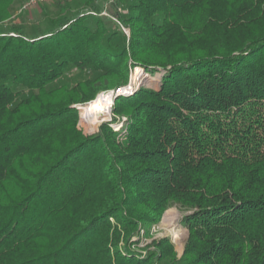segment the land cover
Here are the masks:
<instances>
[{"label": "trees", "instance_id": "trees-1", "mask_svg": "<svg viewBox=\"0 0 264 264\" xmlns=\"http://www.w3.org/2000/svg\"><path fill=\"white\" fill-rule=\"evenodd\" d=\"M16 1L0 0V264H264V0H110L113 26L100 0L59 2L31 35ZM139 65L158 88L84 134L74 105ZM170 207L180 258L168 237L139 246Z\"/></svg>", "mask_w": 264, "mask_h": 264}, {"label": "rangeland", "instance_id": "rangeland-1", "mask_svg": "<svg viewBox=\"0 0 264 264\" xmlns=\"http://www.w3.org/2000/svg\"><path fill=\"white\" fill-rule=\"evenodd\" d=\"M25 0H17L13 7H12V14H14V18L10 21L12 24H16L17 26H21L23 28V31L26 33V35H31L35 32L37 28L44 30L46 27V17L47 15H53L57 11V4L64 5L67 4L68 8L70 10H74L77 8L76 6L79 5L81 0H47L39 5L27 8L25 10L21 11V6ZM99 7H102L101 12H104L109 15V6H110V0H100L98 3ZM107 8V10L105 8ZM17 14V16H15ZM108 15H105L104 22L108 26H113L114 23L113 20L108 18ZM9 26V23L7 25H4L0 28L3 30H7ZM124 31L128 34L129 30L124 29ZM137 65V64H136ZM139 65V67L131 68L130 74H129V81L127 83V86L131 85L132 89L128 90L129 92L134 91L139 86H147L152 88H158L159 80L161 72L151 74L144 70V68ZM121 87H126V84ZM112 91L113 90H107ZM105 90H98L93 98L83 102L75 104L74 106L79 109V122H78V128L86 135L91 134L95 132L99 125L102 122L110 121L112 119V111L110 109L109 117L102 119V120H90L87 117L86 109L91 103L93 99H95L98 95L103 94L107 92ZM128 94V92H126ZM124 118H120L119 122L112 123V125L117 128L120 125V122H122ZM181 215L182 212L177 207H170L166 209L162 215L160 220L157 224L153 225L151 228V237L148 239H145L139 243V246L142 247L145 244H148L151 242L152 239H161L168 237L171 240V243L174 246V251L176 253V256L180 258L185 241L188 236L187 229L182 226L181 224ZM172 264H180L179 262H175Z\"/></svg>", "mask_w": 264, "mask_h": 264}, {"label": "bare ground", "instance_id": "bare-ground-1", "mask_svg": "<svg viewBox=\"0 0 264 264\" xmlns=\"http://www.w3.org/2000/svg\"><path fill=\"white\" fill-rule=\"evenodd\" d=\"M131 85L126 87H119L118 93L126 94L130 93ZM115 91V90H114ZM114 91H107L103 94L98 95L95 99L91 101L86 109V114L88 119L92 120H102L109 117L111 105L114 101Z\"/></svg>", "mask_w": 264, "mask_h": 264}, {"label": "built area", "instance_id": "built-area-1", "mask_svg": "<svg viewBox=\"0 0 264 264\" xmlns=\"http://www.w3.org/2000/svg\"><path fill=\"white\" fill-rule=\"evenodd\" d=\"M45 1H47V0H25L23 2L22 6H21V10L27 9V8H30V7H33V6H36V5H39V4H41V3L45 2ZM100 15H104L105 16V15H108V14H106L105 11H104V12H100ZM108 17H110L112 20L117 22V20L114 17L109 16V15H108Z\"/></svg>", "mask_w": 264, "mask_h": 264}, {"label": "water", "instance_id": "water-1", "mask_svg": "<svg viewBox=\"0 0 264 264\" xmlns=\"http://www.w3.org/2000/svg\"><path fill=\"white\" fill-rule=\"evenodd\" d=\"M118 90H119V88H117V89L114 91V99H115L118 95L121 94V93H118Z\"/></svg>", "mask_w": 264, "mask_h": 264}]
</instances>
